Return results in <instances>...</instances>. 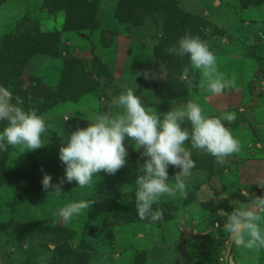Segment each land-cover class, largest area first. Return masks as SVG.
I'll return each mask as SVG.
<instances>
[{
	"label": "rangeland",
	"instance_id": "374dc122",
	"mask_svg": "<svg viewBox=\"0 0 264 264\" xmlns=\"http://www.w3.org/2000/svg\"><path fill=\"white\" fill-rule=\"evenodd\" d=\"M176 1L201 19L186 35L205 41L217 70L235 77L220 95L201 87L199 70L186 79L184 68H167L171 77L161 71V14H144L136 24L140 0H0V86L47 126L40 149L0 151V264H264V248L227 242L218 215L231 212L236 200L246 202L247 194L264 195V0ZM46 34L57 42L34 48V38ZM144 71L156 78L138 75ZM126 87L161 115L172 102L192 100L205 116L220 117L240 142L224 164L186 142L195 163L187 195L158 198L153 209H161L163 219L157 222L135 212V181L146 158L129 140L127 163L115 175L101 172L84 188L66 182L60 195L42 186L44 173L53 184L65 175L63 141L96 115L119 111L110 100ZM225 113L236 119L223 120ZM6 123L0 121V131ZM179 171L169 165L170 183ZM82 200L94 205L68 221L55 215ZM125 211L132 220L118 219ZM260 224L264 230V218Z\"/></svg>",
	"mask_w": 264,
	"mask_h": 264
},
{
	"label": "clouds",
	"instance_id": "9594fccd",
	"mask_svg": "<svg viewBox=\"0 0 264 264\" xmlns=\"http://www.w3.org/2000/svg\"><path fill=\"white\" fill-rule=\"evenodd\" d=\"M167 53L189 57L191 68L201 73V87L211 93L220 95L235 83V77L228 80L217 70L215 54L199 36L184 35L167 49ZM161 71L166 72L163 65ZM138 75L145 79L156 78L150 71ZM188 75L189 68L185 67L182 78ZM172 103L171 110L161 115L156 109L147 107L134 89L126 87L110 100L119 111L96 115L86 128L78 127L63 141L59 160L65 166V175L59 183L53 184L52 176L44 173L43 190L52 189L51 193L60 195L66 182L75 181L79 188H84L101 172L115 175L127 163L125 141L129 140L136 150H143L141 158H146L139 166L135 181V212L140 220L161 221L163 211L153 209L157 199L165 195L176 197L178 193L182 197L187 195L186 179L192 175L195 163L185 147L186 142H190L193 149L212 155L219 164L240 151L239 140L220 117L205 116L200 105L192 100ZM235 119V113L223 116L229 123ZM0 121L7 122L0 131V151L6 152L9 146L35 151L44 146L42 134L47 131L44 117L35 109L25 110L23 100L14 97L4 86H0ZM185 121L190 123V129L182 127ZM169 165L180 169L172 183L169 182ZM93 205V201L70 202L55 215L68 221ZM218 215L223 219L222 230L228 243L249 250L264 248V230L260 224L264 218V195L247 194L246 202L236 200L231 212L220 209ZM216 226L220 227V223Z\"/></svg>",
	"mask_w": 264,
	"mask_h": 264
},
{
	"label": "trees",
	"instance_id": "16d2710c",
	"mask_svg": "<svg viewBox=\"0 0 264 264\" xmlns=\"http://www.w3.org/2000/svg\"><path fill=\"white\" fill-rule=\"evenodd\" d=\"M142 5L143 14L141 16H137L138 22L136 24H142L143 15L148 14L151 16L159 15V20L156 22L157 26L162 27L163 35L161 40H159V44L161 45L160 50V60L163 62L164 68H189V72L193 71L190 66L189 57H178L175 55H169L167 53V49L176 44L180 39V36L186 35L189 30H192L193 27L201 26V19L189 14L180 6L179 1L176 0H140ZM1 5V4H0ZM248 5V4H246ZM48 6H54L48 4ZM79 16L75 17L76 22L79 23ZM41 34V33H40ZM39 34V35H40ZM59 34V33H57ZM45 34H42L43 36ZM46 37H36L34 40L36 41L34 48H38L43 46V48L51 47L57 42V36L50 35ZM33 39V38H28ZM31 47V46H30ZM160 49V48H159ZM6 75H10V69H4ZM166 74L171 77V75L166 71ZM121 214L118 216V219L123 221L126 219L132 220V216L129 213Z\"/></svg>",
	"mask_w": 264,
	"mask_h": 264
},
{
	"label": "water",
	"instance_id": "95a60500",
	"mask_svg": "<svg viewBox=\"0 0 264 264\" xmlns=\"http://www.w3.org/2000/svg\"><path fill=\"white\" fill-rule=\"evenodd\" d=\"M230 263H231V264H235L233 260H231V262H230Z\"/></svg>",
	"mask_w": 264,
	"mask_h": 264
}]
</instances>
